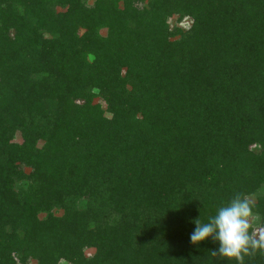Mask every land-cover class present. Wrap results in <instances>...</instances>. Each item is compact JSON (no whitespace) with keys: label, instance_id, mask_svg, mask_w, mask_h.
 I'll return each instance as SVG.
<instances>
[{"label":"trees","instance_id":"16d2710c","mask_svg":"<svg viewBox=\"0 0 264 264\" xmlns=\"http://www.w3.org/2000/svg\"><path fill=\"white\" fill-rule=\"evenodd\" d=\"M236 193L264 226V0H0V264H236L190 242Z\"/></svg>","mask_w":264,"mask_h":264},{"label":"clouds","instance_id":"9594fccd","mask_svg":"<svg viewBox=\"0 0 264 264\" xmlns=\"http://www.w3.org/2000/svg\"><path fill=\"white\" fill-rule=\"evenodd\" d=\"M253 203L242 193L224 205H221L207 223L197 218L193 222L196 227L190 234V242L198 245L211 238L218 242V248L210 250L219 261L235 260L236 264H244L245 256H254L257 252L264 255V226L254 227Z\"/></svg>","mask_w":264,"mask_h":264},{"label":"rangeland","instance_id":"374dc122","mask_svg":"<svg viewBox=\"0 0 264 264\" xmlns=\"http://www.w3.org/2000/svg\"><path fill=\"white\" fill-rule=\"evenodd\" d=\"M91 1L92 0H87V3L88 4H91ZM168 22L170 23V24H174V22H175V16H172L169 20H168ZM102 34L104 33V30H101L100 31ZM253 148V147H252ZM254 149H255V147H254ZM251 198H253V197H251ZM251 198H250V200H251ZM255 227V226H254ZM87 252H90L89 250L87 251Z\"/></svg>","mask_w":264,"mask_h":264}]
</instances>
